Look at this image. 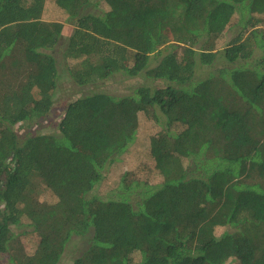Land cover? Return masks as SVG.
<instances>
[{"label":"trees","instance_id":"1","mask_svg":"<svg viewBox=\"0 0 264 264\" xmlns=\"http://www.w3.org/2000/svg\"><path fill=\"white\" fill-rule=\"evenodd\" d=\"M54 1L69 28L0 0V260L61 264L82 240L70 264H264V0ZM117 75L160 84L97 91ZM64 81L56 132L19 134ZM143 143L151 166L111 183Z\"/></svg>","mask_w":264,"mask_h":264},{"label":"rangeland","instance_id":"2","mask_svg":"<svg viewBox=\"0 0 264 264\" xmlns=\"http://www.w3.org/2000/svg\"><path fill=\"white\" fill-rule=\"evenodd\" d=\"M44 19L51 21V22L56 21V22L65 23L67 24L66 26L68 28L70 26L65 21L64 13L56 7L54 0H47L45 11H44ZM261 26L264 28V23ZM238 32H239L238 28H234L232 31L230 30L227 33V40H231V39L233 40V38L238 34ZM222 42H225V39ZM261 54L262 52L261 53L258 52L257 57H260ZM158 59L159 58L157 55L152 57V66L156 65ZM219 66L220 64L214 67L213 69H216ZM62 67L63 65L59 66V69L61 70ZM211 69L212 68H203L200 73V77H205L207 73L211 71ZM63 80H67V77H65V79ZM159 84L160 82H152L150 80H145L142 78L125 79L122 76L117 75L113 80L105 84H101V87H100L101 90L97 89V91L98 92L108 91L110 93H113L114 95L121 96V95L128 94L131 91V89L136 86H141V85L158 86ZM77 91H79V88L76 87L74 83L68 84V82L66 81L61 83L58 93L56 95L55 105L52 111L47 116V118L43 120L33 119L27 123L19 125L16 128L17 130L21 129L20 131L21 133L19 134H30L31 133L34 135L35 133H40V134L55 133L59 125L58 123L64 114L68 101L72 99L73 97L74 98L76 97ZM154 132L155 130L153 129V125L151 121L147 120L143 115H141L140 125H139V130H138V137L143 140L144 135L146 134L151 135ZM138 149L144 151L145 153L143 152L141 154L133 153L134 156L131 153L127 154L123 160L124 164H121L120 167L119 166L117 167V169L115 170L116 173L114 175L111 174V171H108L109 175H111L110 176V178L112 179L111 183H114L117 181L115 177L119 176V174H121L122 171H124L127 168H132L136 166L138 163L141 164L144 161H146L149 163V166H151V160L150 159L148 160L149 157H147L146 155L148 150L144 149V143L142 146L138 147ZM109 182L110 181H107V182L104 181L102 184H100V186L96 188L95 192L100 193V194H105L108 191ZM64 194L65 193L63 192L62 195ZM62 195H61L60 206L65 205L67 201V199L63 197ZM76 199L78 200V203H79V195L76 196ZM42 200L43 201L48 200V202H50L51 204H56L59 201V197H57L56 195L51 196V195L45 194L42 196ZM19 232H22V230H20ZM218 233H220V231H218ZM22 240L27 249H34L35 243H36L34 236L33 237H31L30 235L27 237L24 236ZM82 243H83L82 240H76V242L70 244L65 257L62 259L61 264H70L72 261V258L77 254L78 250L81 248ZM0 264H12V263H10V260L5 257L2 260H0Z\"/></svg>","mask_w":264,"mask_h":264}]
</instances>
